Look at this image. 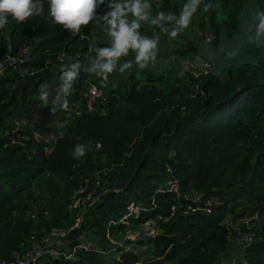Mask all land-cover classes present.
I'll list each match as a JSON object with an SVG mask.
<instances>
[{"label": "trees", "instance_id": "1", "mask_svg": "<svg viewBox=\"0 0 264 264\" xmlns=\"http://www.w3.org/2000/svg\"><path fill=\"white\" fill-rule=\"evenodd\" d=\"M247 1L202 0L188 28L172 38L151 19L161 11L179 16L187 0H148L149 20L139 21L138 32L162 37L172 53L191 54L197 62L206 56L191 28L208 32L218 45L223 35L238 32ZM34 2H43L40 15L24 23L9 18L0 29L2 54L25 38L34 41L28 60L0 75V257L13 259L16 250L36 243L43 246L41 264H216L228 246L227 215L244 214L248 205L259 212L254 230L264 237V57L235 60L220 74H196L190 67L178 74L140 68L129 49L126 77L104 81L88 71L90 56L97 57L94 20L72 34L53 23L47 0ZM258 2L264 13V0ZM174 26L164 23L169 31ZM76 63L67 107L63 96L53 103L65 123L49 127L34 106L54 105L37 93L52 84L57 96L63 71ZM87 79L104 90L92 110L82 96ZM49 131L55 132L52 143L41 135ZM77 143L89 145L80 160L71 155ZM192 190L202 198L188 196ZM90 191L96 197L81 211L76 196ZM147 220L154 221L155 233L126 237ZM53 229L66 233L58 236L61 243L45 246ZM242 264H264L263 240L245 247Z\"/></svg>", "mask_w": 264, "mask_h": 264}, {"label": "clouds", "instance_id": "2", "mask_svg": "<svg viewBox=\"0 0 264 264\" xmlns=\"http://www.w3.org/2000/svg\"><path fill=\"white\" fill-rule=\"evenodd\" d=\"M48 12L54 24L63 25L64 29L70 30L72 34H79L82 26H88L96 17V10L104 0H47ZM202 0H187L177 16L175 13L165 15L158 12L151 24L157 25L161 31L166 32L172 38L177 37L182 30L188 28L192 16L197 12ZM151 5L148 0H110L109 11L104 14V21L108 25L107 32L111 37V46L97 48V57L88 70L95 73L104 81L108 80L110 73L116 71V66L121 56H126L129 49L135 53V61L140 68H145L149 61H154L157 54L158 38L141 36L138 32L139 21L149 20V9ZM210 7L205 6V10ZM44 11L43 2L36 3L34 0H0V29L8 23L9 18L16 23L27 22L29 18L38 16ZM131 14L134 19L128 22L127 16ZM257 41L264 37V13L256 14ZM175 21L171 31L164 27L165 22ZM252 42V38H250ZM259 46V44H258ZM79 64H72L70 70L63 71L62 84L57 94L58 99L63 96L62 107H67V94L72 88V82L77 77ZM122 70V69H121ZM43 87V85L41 86ZM40 100L48 103V94L40 93ZM55 111V108H53ZM89 150V145L77 143L71 155L80 160Z\"/></svg>", "mask_w": 264, "mask_h": 264}, {"label": "rangeland", "instance_id": "3", "mask_svg": "<svg viewBox=\"0 0 264 264\" xmlns=\"http://www.w3.org/2000/svg\"><path fill=\"white\" fill-rule=\"evenodd\" d=\"M109 3L110 0H104V5L101 8L100 12L98 15H96L94 22L91 24V36L92 39L96 42V48H102V47H110L111 46V37H109L107 28L108 25L104 21L103 17L106 12H108L109 9ZM150 12V9L148 10ZM130 13L127 16V20L129 22L130 18ZM189 35L192 37L193 42L197 44L203 51V53L206 55L208 52L213 50L214 45L211 42H206L205 37L207 35H210L208 32L202 33L199 29L196 27H192L190 30ZM224 36L222 37V39ZM221 41V40H220ZM128 58L125 56H121L117 62L116 66V71L112 72V75H109L108 78L113 79L114 81L119 80L120 78H125L126 77V70L124 66L128 65V63H125V59ZM201 59L199 61H193L192 60V55H187V56H181L176 53H172V51L169 49V44L161 39H158V45H157V54L156 58L154 61H149L148 62V67L154 68L156 70H160L163 68V70H166L165 68H173L178 71V74H181L180 68H186L190 67L194 72H199L200 70V63ZM122 65V70L119 68V66ZM165 67V68H164ZM174 74H170V79L172 78ZM53 85L50 84L47 87H43V92L45 94H48V103L54 105L55 111H53V108L51 107H41L38 105V103L34 106L35 110V116L39 119H43L45 124H47L49 127H62L64 125L65 120L59 119V114H58V106L53 103H58L60 102V99L55 94V91L53 89ZM40 93H37V96ZM49 94H52L49 96ZM58 94V93H57ZM55 95V96H53ZM26 119H23L22 122H25ZM38 136L40 134H37ZM41 135L44 137L45 140L49 141L52 143L54 137H55V132L49 131L45 134ZM52 145V144H51ZM82 191V190H79ZM96 195L93 196V191L88 192L86 195H80L76 196L75 203L76 205H80L79 208L82 211L86 206H88L92 201L93 198H95ZM212 202H216L214 199ZM243 205H247L244 203ZM251 205H248V207L245 209L244 214H239V215H234L233 213H229L225 219L226 224L229 226V238H228V246L226 252L221 255L222 257L225 256L227 257H239L240 256V251H241V244L238 241V238L240 237L241 234L247 233V232H254V227L257 226L258 220H256V216L252 213V210L250 209ZM239 208V207H237ZM253 214V215H252ZM81 214L78 217L77 224L81 220ZM142 229L138 231H128L126 234V237H129L131 239H137L141 238L142 234L140 231H143L144 234H153L156 232L157 228L154 224L153 220H147L142 224ZM59 235L62 234H51L50 236L47 237V242L45 246H51L55 244L61 243V239L58 237ZM83 243H90L91 239V232L86 230L84 232V235H82ZM125 241L124 239H121L118 241V245H124ZM37 245L36 243H34ZM43 247L42 245H39ZM126 247H135L133 244H126ZM118 254V251L117 253ZM220 256V257H221ZM219 262V261H217Z\"/></svg>", "mask_w": 264, "mask_h": 264}, {"label": "built area", "instance_id": "4", "mask_svg": "<svg viewBox=\"0 0 264 264\" xmlns=\"http://www.w3.org/2000/svg\"><path fill=\"white\" fill-rule=\"evenodd\" d=\"M206 42H210V35H207L205 37ZM34 41L32 38H25L21 41L17 49H10L5 54H2L0 52V75H3L9 66H16L19 63H22L26 60H28L30 56V51L33 47ZM91 48V47H89ZM96 57L91 55L90 56V63L91 67L94 63ZM212 67V63L206 58L203 59L200 63V70L199 72H209L210 68ZM188 68V67H186ZM196 74L198 72H195ZM82 96L85 100V105L88 109H95L97 103H102L104 98V90L103 88L94 80L87 79L86 86L84 90L82 91ZM203 193L200 190H192L189 192L188 196H190L194 200H200L202 198ZM213 199H207L206 203L208 205L212 204ZM205 205L204 208L207 210H210L208 205ZM189 208H191L190 205H188ZM194 208V207H193ZM257 211H255L253 214L256 216V219L259 218ZM62 234L64 235L66 233L65 229H53L51 234ZM263 240L264 237L258 236L254 232H247L240 235L238 238V241L241 244V251L239 257H220L219 262L216 264H242L245 261V247L249 245L250 243L256 241V240ZM85 246V245H84ZM50 251L55 253L54 249L50 248ZM43 252V248L39 245L33 244L32 246H27L25 250H16L14 252V258L13 259H6L0 257V264H41L39 257Z\"/></svg>", "mask_w": 264, "mask_h": 264}, {"label": "water", "instance_id": "5", "mask_svg": "<svg viewBox=\"0 0 264 264\" xmlns=\"http://www.w3.org/2000/svg\"><path fill=\"white\" fill-rule=\"evenodd\" d=\"M263 13L258 0H248L240 15L238 32L231 38L223 35L218 45H214L213 50L205 56L212 63L210 71L220 74L225 67L238 62H254L264 57V37L257 41L256 14ZM252 38V42H250ZM259 44V46H258Z\"/></svg>", "mask_w": 264, "mask_h": 264}]
</instances>
